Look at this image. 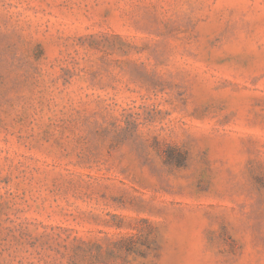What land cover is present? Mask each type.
Listing matches in <instances>:
<instances>
[{"label":"rangeland","instance_id":"obj_1","mask_svg":"<svg viewBox=\"0 0 264 264\" xmlns=\"http://www.w3.org/2000/svg\"><path fill=\"white\" fill-rule=\"evenodd\" d=\"M0 264H264V0H0Z\"/></svg>","mask_w":264,"mask_h":264}]
</instances>
